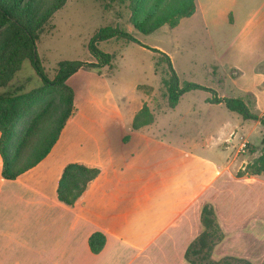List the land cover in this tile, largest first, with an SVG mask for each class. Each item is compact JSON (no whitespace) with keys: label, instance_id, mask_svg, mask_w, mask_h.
<instances>
[{"label":"crops","instance_id":"obj_1","mask_svg":"<svg viewBox=\"0 0 264 264\" xmlns=\"http://www.w3.org/2000/svg\"><path fill=\"white\" fill-rule=\"evenodd\" d=\"M195 2L194 14L207 31L215 33L221 25L237 33L222 47L219 66L230 73L235 97L247 104L252 95L254 108L264 114V0ZM104 90L105 102L96 94L74 92L76 113L32 169L5 180L0 159V264H188L184 254L201 231L203 203L212 205L225 234L213 261L225 256L263 260L264 250L234 253L247 235L253 243L264 242V235L256 234L264 231L262 175L236 177L250 160L238 162V151L225 154L209 142L195 153L176 146L150 131L154 115L152 124L134 130L133 118L146 101L135 110L123 106L124 97L113 101L109 88ZM204 123L206 129L213 126ZM233 131L225 133L229 142ZM69 163L100 169L73 206L57 198L59 177ZM93 233L105 237L98 254L88 247Z\"/></svg>","mask_w":264,"mask_h":264},{"label":"rangeland","instance_id":"obj_2","mask_svg":"<svg viewBox=\"0 0 264 264\" xmlns=\"http://www.w3.org/2000/svg\"><path fill=\"white\" fill-rule=\"evenodd\" d=\"M130 1L67 0L64 6L51 16L36 41V54L46 77L54 79L58 63L62 61H91L88 44L101 29H125L133 34L141 46L119 38L98 42V49L113 57L111 67H105L99 72L82 69L69 82L74 92H79L80 97L83 92L87 96L96 94L105 102L104 89L109 88L113 101L124 97L123 106L129 105L135 110L146 101L145 104L155 118L150 131L168 139L176 146L180 145L181 148L184 144L191 152H202L200 145L209 142L211 145H219L218 150L224 151L225 154L230 155L238 151V162L243 159L251 161L257 157L264 150V126L258 122L243 120L240 115L228 111L223 105L207 104L205 101L212 98L210 92L186 93L181 96L175 109H169L167 89L163 82L168 78L167 65L159 54L150 50L160 49L170 58L180 87L195 83L214 91L218 97L226 94L227 98H237L227 79L230 73L220 68L218 58L224 52L222 47L229 45L237 33L218 25V29H214L215 33L210 31V34L201 16L194 14L179 20L174 28L164 25L149 35H143L128 23ZM182 2L183 0H145L144 8L152 9L155 17H161L171 14ZM194 5L196 6L195 1ZM41 85L42 82L30 61L25 60L7 87L0 89V95L18 97L32 94L33 99H27L23 103L18 101L21 117L15 125L16 133H19L37 112L46 108L53 114L47 127L50 129L55 126L53 124L56 119L53 118L60 113L62 107L59 92L55 88H44L36 92ZM245 100L252 113L264 115L254 108L252 95H248ZM205 121L213 124L211 129H206ZM231 127H234L235 135L229 137V142L225 133ZM241 136L243 140H240ZM251 147H255L253 153ZM261 179L264 180V175ZM256 234L262 236L264 231ZM246 237L247 241L234 253H244L240 250H246L253 254L251 248L264 250V242L253 243L250 241L251 236ZM255 241L257 242V238ZM232 245H235V242H232ZM223 248L225 246L220 249ZM254 264H264V259Z\"/></svg>","mask_w":264,"mask_h":264},{"label":"trees","instance_id":"obj_3","mask_svg":"<svg viewBox=\"0 0 264 264\" xmlns=\"http://www.w3.org/2000/svg\"><path fill=\"white\" fill-rule=\"evenodd\" d=\"M66 1L0 0V89L6 88L21 69L22 62L29 60L42 82V87L36 92L44 88H55L59 92L62 103L60 113L53 118L56 119L53 128L48 129L47 127L53 114L46 108L37 112L25 127L16 133L15 125L21 117L18 101L23 103L27 99H33L32 94L18 97L7 94L0 95V159L2 163L1 175L5 180H15L24 172L38 165L50 153L64 126L76 113L74 91L68 85V80L82 69L99 72L105 67H111L113 57L99 50L98 42L119 38L141 46L133 34L127 30L106 27L101 29L88 44L91 61H62L58 63L54 79H48L36 54V41L38 35L48 25L51 16L63 7ZM194 1L183 0L171 14L155 17L152 9H145V0H131L128 23L143 35H149L164 25L174 28L178 25L179 20L194 14ZM150 50L159 54L167 65L168 78L163 82L167 89L166 96L170 109L176 107L182 95L191 91H206L212 94L208 103L222 104L228 111L240 115L243 120L258 122L264 126V115L258 116L252 113L249 106L240 98H219L214 91L195 83H187L180 87L170 58L157 49ZM153 120V114L146 105H143L133 118L132 128L138 130L152 124ZM251 148L253 153L255 147ZM99 174L100 169L93 165L84 163L65 165L58 181V200L67 206H73L83 198ZM263 174L264 150L244 165L243 169L236 173V177ZM199 222L201 231L190 242L184 254V259L188 264H254L248 259L232 256H225L219 261H213L212 253L215 247L224 240L225 234L217 221L211 204H202ZM104 244L105 237L101 233H93L88 238V247L93 254H98Z\"/></svg>","mask_w":264,"mask_h":264}]
</instances>
